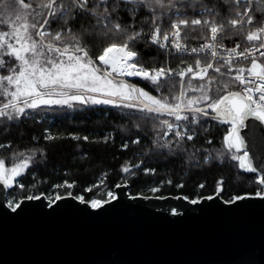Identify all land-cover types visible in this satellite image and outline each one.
<instances>
[{"label": "snow or ice", "instance_id": "1", "mask_svg": "<svg viewBox=\"0 0 264 264\" xmlns=\"http://www.w3.org/2000/svg\"><path fill=\"white\" fill-rule=\"evenodd\" d=\"M222 3L227 6L228 13H234V17L230 15L226 23L223 19L217 22L220 11L215 6L209 7L204 0H111V3L109 0H91V3L90 0H42L35 9L30 3H25V0H0V24H7L9 27L8 31L0 30V73H7L0 74V97H3L0 100V121L6 118L7 122H14L29 116L28 110L52 106L75 108L109 105L134 109L145 114L137 117L138 119L152 120L165 115L174 118L175 122L160 121L165 128L161 137L165 142L156 145L158 149H168L171 152L174 149L183 151L182 142L185 139L193 140L194 135L189 132L194 133L201 119L209 117L211 110L212 118L231 125L232 130L225 137L230 158L238 161L241 169L256 172L247 152L237 154L244 147L237 129L244 125L245 118L250 115L264 121V63L259 62L256 57L257 52L264 57V52L260 51L264 48V11L257 18L252 8L253 0H222ZM121 5L125 6L124 10L132 18L130 24H124L118 18ZM140 10L146 14L141 17L137 27L136 17ZM189 10L199 13L201 18H191L187 15ZM74 12L76 15L94 18L95 22L84 29V39L96 35L104 38L119 37L120 41L112 40L93 60L86 45H82L81 37L73 28L67 27L69 20L75 19ZM29 16L32 18L31 23ZM49 17L65 27L54 34L45 30L44 25L49 24ZM165 20L170 23L162 32L161 24ZM144 25H147L148 32H145ZM182 26L191 31H196V26L207 29L209 36L206 38L209 42L190 50L197 55L207 53L203 65L197 58L195 69L189 65L186 69L175 72L180 77L179 93L176 94L173 91L176 88L172 79L173 69L164 66L146 69L138 59L137 51L133 49L142 36H148L151 43L165 50L169 48L171 38V46L176 51H188L180 42ZM234 33L243 34L248 42L260 41L259 46L253 44L238 52L240 44L237 43L235 48H225L223 54L219 52L218 49L224 48L222 41L230 39ZM5 57L9 59L6 60ZM234 58H250V66L234 67ZM214 62L220 66H214ZM224 66H227V72H222ZM210 69L222 78L238 82L243 86L242 91H227L228 83L221 81L215 95H210L211 85L216 81L215 75H208ZM233 72L235 75H232ZM185 76H189L187 87ZM125 77H140L153 85V90L157 93L166 88L169 95H151L143 88L128 83ZM205 78L206 83H201L198 87L192 84L194 79L205 81ZM221 91L225 94L220 95ZM188 92L199 95L188 96ZM136 127L139 128V125ZM169 135L173 139H167ZM132 143L139 144L140 141L136 139ZM19 155L24 156L23 153ZM34 155L35 153L24 157L11 167H6L5 161L0 159V184L11 188L15 183V186L23 188L24 185L17 178L28 168ZM223 155L224 153L220 154L221 157ZM207 162L208 157H205V163ZM129 171L128 167H122V172ZM149 171L155 172L154 169H145L146 174ZM255 182L261 186V190L254 195L264 199V174ZM167 183L170 184L171 180ZM222 185L223 181H219L216 195L223 191ZM61 186L73 187L67 182L56 185ZM150 191L156 193L160 189L154 187ZM63 198L65 197L55 196L54 200L49 201L50 206ZM74 198L85 202L83 196ZM116 198L114 193L108 192L107 199L89 201L90 207L98 210ZM177 198L189 199L187 196ZM214 198L215 196H209L204 199ZM246 198L248 195H236L225 203H235ZM25 199L39 200L41 196H26ZM200 202V198L190 200L192 204ZM22 203L23 201H19L8 207L16 212ZM172 214L179 213L173 210Z\"/></svg>", "mask_w": 264, "mask_h": 264}, {"label": "trees", "instance_id": "2", "mask_svg": "<svg viewBox=\"0 0 264 264\" xmlns=\"http://www.w3.org/2000/svg\"><path fill=\"white\" fill-rule=\"evenodd\" d=\"M41 2L42 0H25V3H30L33 9ZM109 2L111 3V0ZM204 3L209 7L215 6L220 11L221 15L216 18L218 23L221 19L226 23L230 15L234 17V13H228L227 6L222 0H204ZM252 8L259 18L264 11V0H255ZM124 9L125 6L121 5L118 18L124 24H130L132 18ZM145 14L143 10L138 12L137 27ZM73 15L75 19H70L67 27L73 28L81 37L82 45H86L93 60L112 40L120 41L119 37L104 38L96 35L84 39V29L95 22L94 18L76 15L75 12ZM187 15L191 18L200 17L199 13H193L191 10ZM28 19L31 23V16ZM168 23L170 21L165 20L161 24L162 32L166 30ZM64 27L50 17L49 24L45 25L44 29L54 34ZM144 28L148 31L147 25H144ZM0 30L8 31L9 27L7 24H0ZM208 36V30L201 26H196V31L182 26V37L189 46L208 40L206 38ZM230 40L246 39L243 34L234 33ZM133 50L137 51L142 65L150 68L164 66L175 72L188 65H195L198 58L191 55L167 54L143 40L136 43ZM5 59L9 58L5 57ZM199 59L201 63L205 62V59ZM208 75L216 76V81L211 85L210 95H215L221 81L228 83L227 91L241 90V85L222 78L219 74L208 73ZM172 79L176 84L173 91L178 94L180 77L174 74ZM188 79L189 77L184 80L185 87ZM206 81L207 78L205 81L192 80V84L198 87ZM132 82L151 95L158 97L169 95L166 88L157 93L153 90L154 86L145 80L136 79ZM223 93L221 91L220 95ZM192 95L199 93L188 92V96ZM0 100H3V97H0ZM28 111L29 116L21 117L14 122H7L6 118L0 121V145L4 146L0 147V159L5 161L7 167L35 153L28 168L19 178L24 187L15 186L9 192V197L14 200L42 193L51 197L56 192L60 195L71 193L78 197L83 196L87 201L97 198L104 200L107 199V193L114 191L117 184L125 182L130 184L131 194L160 196L183 194L191 199L214 193L219 181H223L222 196L225 199L244 193H254L261 189V186L255 182L258 175L240 171L238 161L230 158L225 144L229 126L219 119L210 116L201 119L195 132H189L194 135L193 140L185 139L182 142L183 151L174 149L169 152L168 149H158L156 145L165 142V139L161 138L165 128L160 121L172 118L171 121L175 122L171 116L143 120L137 117L145 115L144 113L109 105L75 108L52 106ZM189 118L191 119V116ZM136 125H139V128ZM49 136L52 138H46ZM85 137L87 139H84ZM136 139L140 141L139 144L132 143ZM167 139L173 137L169 135ZM125 144L127 147H124ZM20 153L24 156H20ZM221 153H224L222 157ZM205 157H208L207 163ZM122 167H128L130 171L124 173ZM145 169H154L155 172L149 171L146 174ZM169 180H171L170 184L167 183ZM65 182L72 184L73 187H56V185H64ZM180 184L183 187H177ZM154 187H158L160 191L151 192ZM89 188L91 191H86Z\"/></svg>", "mask_w": 264, "mask_h": 264}, {"label": "water", "instance_id": "3", "mask_svg": "<svg viewBox=\"0 0 264 264\" xmlns=\"http://www.w3.org/2000/svg\"><path fill=\"white\" fill-rule=\"evenodd\" d=\"M224 124L227 136L232 129ZM237 131L244 141L238 155L247 152L256 169L238 162L240 171L264 174V121L247 116ZM14 187L0 184V264H264V199L254 193L225 203L230 199L215 191L192 204L177 198L183 194H131L125 182L98 210L74 194L59 195L65 198L50 206L54 198L42 193L39 200L21 198L13 212L8 195ZM209 196L215 198L204 199Z\"/></svg>", "mask_w": 264, "mask_h": 264}, {"label": "built area", "instance_id": "4", "mask_svg": "<svg viewBox=\"0 0 264 264\" xmlns=\"http://www.w3.org/2000/svg\"><path fill=\"white\" fill-rule=\"evenodd\" d=\"M254 1L255 0H253V3H254ZM253 3H252V6H253ZM145 32H148V31H145ZM141 40L146 41L150 45L156 47L160 51L165 52L167 54H171V55H191V56H196V57L202 58V59H205V56L207 55V53H200L199 55H197V54H192L190 50L193 47L199 48L201 45L209 42V40H203V41H200L199 43H197L196 45L189 46L186 43V41L183 39V37H182V30H181V40H180V42L188 49V51H181V52L176 51L175 48L171 46V38H170V40L168 42L169 43V48L167 50L161 48L157 44L151 43V41L148 39V36H142V39ZM218 42H219V37H218ZM222 43L224 45V48H220V49H218V51L223 54L225 48H227V49L235 48V46H236L237 43L240 44V48L237 49V51L240 52V51H244L245 48L251 47L253 44H255L256 46H259L260 41L248 42L247 40H243V41H240V40L231 41L230 39H224L222 41ZM260 51L261 52H264V48H261ZM256 57L259 60V62L264 63V57H261L260 54H259V52L256 53ZM209 59H210V57H209ZM250 62H251V59L250 58L248 60H244L243 58H238V59L237 58H234L233 59V66L234 67H244V68H247V67L250 66ZM204 63H201V64L203 65ZM220 63L223 64V61H221ZM188 66H186V67H184L182 69H186ZM192 66L195 69V65H192ZM214 66H220V65H216L215 62H214ZM152 68L158 69L159 67H151V68H146V69H152ZM182 69H178V70H176V72H178V71H180ZM221 70H222V72H227V66L222 67ZM209 73H213V71L210 69L209 70ZM174 74H175V71H173V75ZM232 75H235V72H233ZM245 76L247 77V72H245ZM187 77H189V76H185L184 77V80ZM125 79L130 80V81H133V80L141 79V78L140 77H125ZM141 80H143V79H141ZM194 80H199V79H194ZM242 88H243V86H242Z\"/></svg>", "mask_w": 264, "mask_h": 264}, {"label": "rangeland", "instance_id": "5", "mask_svg": "<svg viewBox=\"0 0 264 264\" xmlns=\"http://www.w3.org/2000/svg\"><path fill=\"white\" fill-rule=\"evenodd\" d=\"M198 18H201V17H198ZM143 67H146V66H144V65H142ZM146 68H150V67H146ZM237 83V82H236ZM241 90H242V87L240 88ZM164 120H168V121H170V122H172L171 120H172V118H167V119H164ZM109 192H112V193H114V191H109ZM57 195H60L58 192H56L54 195H52L51 197H49V198H51V199H53V198H55V196H57ZM98 199V198H97ZM19 200H14V198H10L9 197V195H8V202H9V204H15L16 202H18Z\"/></svg>", "mask_w": 264, "mask_h": 264}, {"label": "flooded vegetation", "instance_id": "6", "mask_svg": "<svg viewBox=\"0 0 264 264\" xmlns=\"http://www.w3.org/2000/svg\"><path fill=\"white\" fill-rule=\"evenodd\" d=\"M210 117H212L211 115H209ZM230 128V127H229ZM259 177V176H258ZM261 190V189H260ZM260 190H257V191H260ZM255 193V192H254Z\"/></svg>", "mask_w": 264, "mask_h": 264}]
</instances>
